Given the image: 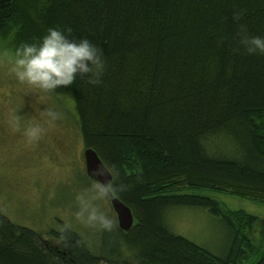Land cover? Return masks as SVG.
I'll return each instance as SVG.
<instances>
[{"label":"trees","instance_id":"1","mask_svg":"<svg viewBox=\"0 0 264 264\" xmlns=\"http://www.w3.org/2000/svg\"><path fill=\"white\" fill-rule=\"evenodd\" d=\"M240 25L264 36V0H0V46L12 54L49 27L104 53L100 84L78 77L57 90L69 89L84 148L96 151L134 216L128 231L111 226L92 251L67 227L46 238L0 212V264L248 260L256 250L241 231L256 217L189 192L264 203V54L245 52ZM170 206L220 219L231 235L225 255L174 233ZM252 264H264V250Z\"/></svg>","mask_w":264,"mask_h":264},{"label":"rangeland","instance_id":"2","mask_svg":"<svg viewBox=\"0 0 264 264\" xmlns=\"http://www.w3.org/2000/svg\"><path fill=\"white\" fill-rule=\"evenodd\" d=\"M12 53L0 46V212L13 224L30 228L48 238L51 230L76 231L92 251L102 236L112 231L87 224L77 216L84 204L96 206L112 220L116 216L108 199L96 193L82 177L84 148L74 101L68 88L43 93L17 81L9 71ZM57 113L55 119L47 111ZM36 125L37 138L25 129ZM81 172V173H80ZM230 209L255 216L246 233L255 253L243 264H252L264 250V203L209 189H191ZM169 228L217 256H224L230 232L222 221L202 208L170 206L164 210ZM86 216V213H85ZM106 264V263H100Z\"/></svg>","mask_w":264,"mask_h":264},{"label":"clouds","instance_id":"3","mask_svg":"<svg viewBox=\"0 0 264 264\" xmlns=\"http://www.w3.org/2000/svg\"><path fill=\"white\" fill-rule=\"evenodd\" d=\"M239 28V43L245 52L264 54V36L249 35L244 25ZM104 70V53L97 45L87 38L71 36V29L58 27H49L39 38L16 47L9 68L17 81L43 93H54L60 86L73 84L78 77L86 78L91 85H98ZM46 116L55 119L57 113L49 110ZM39 132L36 125L25 129L29 138H37ZM92 189L96 193L93 199H103L117 192L112 185H93ZM77 216L83 217L91 226L103 229L112 226V220L93 205L84 204Z\"/></svg>","mask_w":264,"mask_h":264},{"label":"water","instance_id":"4","mask_svg":"<svg viewBox=\"0 0 264 264\" xmlns=\"http://www.w3.org/2000/svg\"><path fill=\"white\" fill-rule=\"evenodd\" d=\"M82 158L84 161L85 174L88 178L100 185L110 184L112 181L111 172L101 161L95 150L92 148H84L82 150ZM107 197L115 213L117 226L123 231H128L134 221L131 209L111 193Z\"/></svg>","mask_w":264,"mask_h":264}]
</instances>
